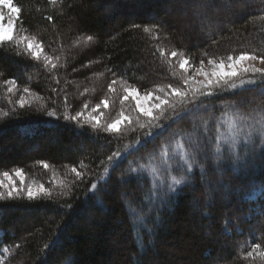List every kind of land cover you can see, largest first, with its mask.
I'll list each match as a JSON object with an SVG mask.
<instances>
[{"label":"trees","instance_id":"1","mask_svg":"<svg viewBox=\"0 0 264 264\" xmlns=\"http://www.w3.org/2000/svg\"><path fill=\"white\" fill-rule=\"evenodd\" d=\"M176 2L63 0V4L52 6L48 0H14L23 8L22 28L38 37L45 52L62 59L61 66L50 73L22 49L11 44L0 48V108L12 107L2 84L7 79H15L21 90L29 85L46 104V109L39 111L36 109L41 102L32 108L17 106L13 118L0 120V171L21 167L28 183H45L46 188L55 183L56 188L51 199L0 202V255L5 257L4 264H264V257H247L255 243L264 250V198H244L252 185L264 184V163L259 159L247 167L227 159L219 166L209 163L206 175L195 168L191 179L181 186L183 190L178 188L154 213L155 223L148 224L153 231L145 229L139 234L145 242L141 250L125 197L138 202L144 188L128 169L155 146L149 143L139 156L122 157L120 166L103 177L100 161L117 149L123 151L138 138L143 140L142 131L127 130L117 141L87 126L76 129L62 115L57 119L46 114L53 108L58 115L63 114L66 107L75 115L82 110L77 99L86 100L92 107L101 103L111 97L108 84L113 78H123L142 92L175 82L159 53L153 55L157 42L143 33V26L154 22L165 25L168 39L160 42L162 47L183 51L197 63L205 52L226 56L234 51H264V22L256 19L264 15L260 0H246L249 7L230 0L233 7L225 11L219 8L223 0H206L211 35L193 18L183 36L173 21L164 18L168 12H182ZM49 15L52 20L46 19ZM134 24L141 28H133ZM88 35L94 41L77 47L76 41ZM71 78L78 83L69 81ZM85 87L95 94L83 96ZM20 94L18 91L11 99L15 101ZM122 95L119 88L112 98L116 111ZM234 95L225 93L215 99L217 104L239 103L252 94L235 95L233 99ZM187 126L174 125L172 131ZM81 161L89 167L80 168ZM43 163L50 167L44 169ZM71 166L86 172L85 180L61 188L57 181L73 179L74 174L68 172ZM97 176L102 178L97 180ZM93 182L98 186L95 194L87 190ZM4 247L9 248L8 253L3 252Z\"/></svg>","mask_w":264,"mask_h":264},{"label":"snow or ice","instance_id":"2","mask_svg":"<svg viewBox=\"0 0 264 264\" xmlns=\"http://www.w3.org/2000/svg\"><path fill=\"white\" fill-rule=\"evenodd\" d=\"M48 2L52 6L63 4V0ZM239 2L245 7L250 6L246 0ZM191 3L193 17L200 21L202 30L211 35L213 27L205 13L206 3L204 0H191ZM260 4L264 11V0H260ZM223 5L225 10L233 7L230 0H223ZM22 13L23 8L15 4L14 0H0V48L10 44L17 49L23 46V52L29 54L48 72H53L61 66V56L45 52L38 37L27 34V30L22 28ZM46 19L52 20V16L49 15ZM256 19L264 22V15ZM164 27L160 22H154L143 26L142 30L151 40L157 42L153 45V55L159 53L171 70L175 82L158 84L142 92L123 78H113L108 84V91L116 93V85L119 84L123 95L119 101V109L109 119H104V112L100 111L101 108H109L108 98L95 104L87 115L85 111L89 109L88 103H84L82 110L75 115L68 112L58 115L55 108L46 111L48 116L57 119L62 115L65 121L74 123L76 129L87 126L93 132L102 131L117 141L128 129L136 131L139 128L142 131L143 140L138 138L134 144H126L123 151L117 149L106 160L100 161L103 165V177H108L110 170L120 166L122 157L127 159L130 156H139L149 143L155 146L147 155L139 156L136 165H130L128 169V174L144 188L138 202L134 203L125 197V206L138 234L137 247L141 250L144 249L145 242L139 234L145 229L149 233L153 231L148 228V224L155 223L154 213L178 188L183 190L181 186L191 179L190 174L194 173L195 168L199 169L201 175H206V164L219 166L225 159L241 167H247L256 159L264 163V51H234L226 56H214L205 52L197 63L183 51L161 46L160 42L168 39ZM133 28H141V25L134 24ZM21 32L24 34L21 35ZM94 39L88 35L77 40L76 46L80 43L88 46ZM16 54L20 55V52ZM257 61L260 66H257ZM56 83L59 84L58 78ZM2 84L6 87L8 103L12 107L8 110L0 108V120L13 118L17 106L19 109L32 108L33 101L41 102L40 108L36 110L46 109L44 98L29 85L21 90L15 79H7ZM18 91L22 94L13 101L11 96ZM51 91L56 93L57 89L52 88ZM225 93L252 95L239 103L217 104L215 98L223 97ZM125 102L129 104L126 106ZM181 123H187L188 126L172 131L174 125ZM166 134L168 138H165ZM49 167L48 163H43L44 169ZM88 167L84 161L80 162V168ZM68 172L74 174L73 179L68 182L57 181L61 188H71L77 181L85 180L86 172L75 166L69 167ZM14 177L18 178L19 183ZM101 178L97 176V180ZM87 190L97 193V183H91ZM52 195V189L46 188L43 183H26V173L21 167L0 171V202L51 199ZM244 198H264V184L252 185ZM3 252L8 253L9 248L4 247ZM254 254L264 257L260 243L251 246L247 257L254 258ZM4 259L0 255V264H4Z\"/></svg>","mask_w":264,"mask_h":264},{"label":"rangeland","instance_id":"3","mask_svg":"<svg viewBox=\"0 0 264 264\" xmlns=\"http://www.w3.org/2000/svg\"><path fill=\"white\" fill-rule=\"evenodd\" d=\"M206 0H204V2H205ZM210 1H212V0H210ZM208 2H209V0H208ZM250 2V1H249ZM179 4L180 6H181V9H183L182 10V12H180V13H178V15H175L174 14V12H168L165 16H164V18L166 19V20H171V21H173V23H175V25H177L178 26V28H179V34L181 35V36H183V33L184 32H186V31H189V27H188V22L189 21H192L193 20V15H192V3H191V0H177V2L175 3V4ZM210 3V2H209ZM207 6H206V10H207ZM219 8L222 10H224L225 11V9H224V5H221V6H219ZM184 9H185V11H184ZM259 10V9H258ZM5 11V13H7V9H5L4 10ZM255 11H257V9L255 10ZM173 13V14H172ZM175 16H178V18H175ZM5 23H7V21L5 20ZM197 30H198V28H197ZM191 31V30H190ZM193 32H200L201 31V29H199L198 31H196V30H192ZM21 35H23L24 33L22 32V33H20ZM208 38V37H207ZM15 47V46H14ZM16 48V47H15ZM20 49H22L23 50V46H21V48ZM26 55H29V54H27L26 53ZM30 56V55H29ZM257 66H260L259 65V62L257 61ZM69 81H71L72 83H78L77 82V79L76 78H71ZM116 88L117 89H121V87H120V85L119 84H117L116 85ZM81 92H82V95L83 96H85V94H95L94 93V91L92 90V88H90V87H85L84 89H82L81 90ZM111 95V97H109L108 99L110 100V105H109V108L108 109H104V108H101V110L100 111H102V112H104V119H109V118H111V117H113L114 115H115V113H116V110H114L115 109V106H113L112 105V98H113V96L115 95V93H111L110 94ZM79 102H82V106H81V109H82V107H83V104L84 103H88V104H90L89 102H85L86 100H82V99H77ZM84 101V102H83ZM38 103H40L39 101H33V105H36V104H38ZM129 104V102H125V105L127 106ZM66 106H67V103H66ZM40 107V106H39ZM91 107L92 106H89V109L88 110H86L85 111V114L87 115L88 114V112H90L91 111ZM118 109H119V107H120V103H119V105L118 106H116ZM70 108V107H69ZM65 109H66V111L65 112H67V108L65 107ZM70 110H71V108H70ZM112 113H114V115L112 114ZM94 115H96V113H94ZM128 130H130V129H128ZM140 129L139 128H137V131H139ZM8 150V152L10 151V148H8L7 149ZM32 151L33 152H35L36 151V147L35 148H33L32 149ZM14 179H16L17 180V183H19V180H18V178H15L14 177ZM53 182V181H52ZM26 183H28L27 181H26ZM38 183V182H37ZM44 184V186L46 187V185H45V183H43ZM52 185H53V187H52ZM52 185L50 184L49 185V188H51L52 190H53V188H54V186H55V183L53 184L52 183ZM57 185V184H56ZM54 190H56V188H54ZM53 192V191H52Z\"/></svg>","mask_w":264,"mask_h":264}]
</instances>
